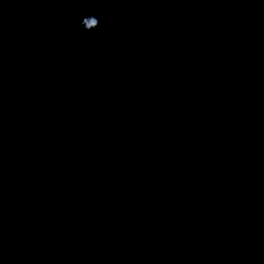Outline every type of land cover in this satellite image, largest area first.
I'll use <instances>...</instances> for the list:
<instances>
[{"label": "water", "instance_id": "obj_1", "mask_svg": "<svg viewBox=\"0 0 264 264\" xmlns=\"http://www.w3.org/2000/svg\"><path fill=\"white\" fill-rule=\"evenodd\" d=\"M0 97V264H264V0L0 2Z\"/></svg>", "mask_w": 264, "mask_h": 264}, {"label": "clouds", "instance_id": "obj_2", "mask_svg": "<svg viewBox=\"0 0 264 264\" xmlns=\"http://www.w3.org/2000/svg\"><path fill=\"white\" fill-rule=\"evenodd\" d=\"M0 2H7V0H0ZM60 2V0H58ZM66 2H77V3H89V2H106V0H66ZM115 2H120V0H115ZM71 16H69V20H71ZM100 18L96 15H85L81 18L79 22V27L85 33H94L98 30L100 26ZM90 40H95L96 37L94 35L89 36ZM55 96V93L52 94ZM0 106H2V97H0ZM64 115H68V111L64 112Z\"/></svg>", "mask_w": 264, "mask_h": 264}]
</instances>
